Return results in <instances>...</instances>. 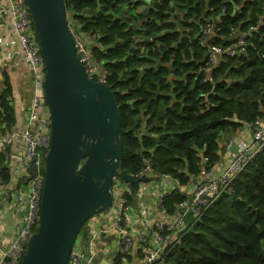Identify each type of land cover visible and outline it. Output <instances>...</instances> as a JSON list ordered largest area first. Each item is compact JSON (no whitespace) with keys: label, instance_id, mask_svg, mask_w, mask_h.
<instances>
[{"label":"trees","instance_id":"1","mask_svg":"<svg viewBox=\"0 0 264 264\" xmlns=\"http://www.w3.org/2000/svg\"><path fill=\"white\" fill-rule=\"evenodd\" d=\"M64 1L70 27L91 38L93 56L109 74L124 130V174L150 160L157 174L186 185L204 158L208 169L219 162L222 133L264 121V0H154L147 7L144 0ZM210 16L220 20L210 43L231 47L238 33L248 40L245 53L211 73L201 43ZM12 97L5 71L0 123L8 129L17 123ZM11 181L9 160L0 155V185ZM181 199L179 190L166 197L170 213ZM161 264H264V149Z\"/></svg>","mask_w":264,"mask_h":264},{"label":"built area","instance_id":"2","mask_svg":"<svg viewBox=\"0 0 264 264\" xmlns=\"http://www.w3.org/2000/svg\"><path fill=\"white\" fill-rule=\"evenodd\" d=\"M144 2L147 7L154 0ZM213 10L210 8V11ZM0 15L11 19L14 34V39L1 36L0 44L11 46L17 41L23 60L31 67L35 81L25 129L18 133L14 128H6L3 123L0 131V155L7 160L11 158L14 141L21 137V168L24 175V184L14 192L10 205V210L20 217L21 224L7 247L1 251L0 264H22L28 241L40 223L46 156L51 147V120L44 93L45 59L30 6L27 0H4L0 4ZM219 22L218 17L210 16L206 18L202 29L205 39L201 43L207 46L208 53L205 57L208 59L206 71L210 73L227 57L245 53L248 46L246 35L239 33L231 47L224 48L210 43ZM251 29L256 30L257 27ZM71 31L80 63L88 78L107 84L109 74L93 56L91 38L74 28ZM235 32L234 29L232 34ZM246 126L250 130L247 139L230 138L221 145L225 150L223 156L229 160L220 172L214 169L220 160L208 169V159L204 158L200 161L201 171L191 175L188 184L183 185L172 174H157L150 160H146L138 172L130 174L135 179L146 180L140 183L135 195L123 180H116L112 188L114 199L111 207L92 216L85 223L83 230L91 234L90 238L86 243L83 236L79 235L80 240L71 250L67 264H102L101 261L105 259L108 264H133L131 258L136 251L142 253L138 264H161L162 258L181 242L182 237L202 219L207 209L230 191L236 176L264 149V121L247 122ZM159 184H162L163 189H160ZM148 189L156 196L160 217L154 219L147 229L136 230V221L148 216L151 210L146 201ZM175 190H179L182 199L176 204L175 212L170 213L165 199ZM112 237L116 240V253L110 256L112 243L108 238ZM86 244L89 245L87 256L84 251Z\"/></svg>","mask_w":264,"mask_h":264},{"label":"water","instance_id":"3","mask_svg":"<svg viewBox=\"0 0 264 264\" xmlns=\"http://www.w3.org/2000/svg\"><path fill=\"white\" fill-rule=\"evenodd\" d=\"M27 2L45 59L51 147L40 223L22 264H67L79 235L86 243L90 238L85 223L111 207L115 181L123 180L135 195L146 180L120 173L124 130L119 106L110 86L89 79L80 63L65 1ZM108 240L112 256L116 240Z\"/></svg>","mask_w":264,"mask_h":264},{"label":"crops","instance_id":"4","mask_svg":"<svg viewBox=\"0 0 264 264\" xmlns=\"http://www.w3.org/2000/svg\"><path fill=\"white\" fill-rule=\"evenodd\" d=\"M2 2H4V0H0V4ZM1 36H5V38L8 39H14L11 19L9 17L4 18L0 15V37ZM5 71L9 74L13 87L12 99L17 118V123L14 129L18 133H21L28 124V109L30 108L31 102L33 100L35 81L33 79L31 67L23 60L17 41H14L11 46L0 44V79H2V73ZM0 131H2L1 123ZM232 133L233 131L224 132L219 138L220 162L214 168L217 172H220L229 160L226 156H223L225 150L221 148V145L224 144L228 139L232 138L230 137L231 135L234 137L243 138V136L249 134V130L244 128L241 131L234 132V134ZM22 150L23 143L21 137H17L13 146L11 147V158L9 160V167L12 172L11 184L8 186L0 185V197L3 199V203L0 208V254L1 251L7 247L11 237L21 224L20 217L10 210V205L13 200L14 192L18 190L20 186H22L21 182L23 180L22 177L24 176L23 169L21 168ZM148 187L151 188V186ZM159 187L160 189H163L162 184H159ZM148 194L149 195L146 197V201L149 204L151 210L148 216L141 217L136 221V230L147 229L154 219L160 217L156 207V196H154L153 192H151L149 189ZM141 256V252H134L131 258L132 263L138 264L139 258H141ZM105 260H102L101 262L105 264Z\"/></svg>","mask_w":264,"mask_h":264},{"label":"flooded vegetation","instance_id":"5","mask_svg":"<svg viewBox=\"0 0 264 264\" xmlns=\"http://www.w3.org/2000/svg\"><path fill=\"white\" fill-rule=\"evenodd\" d=\"M119 170H120V169H119ZM120 173H121L122 175H127V174H124L122 170H120Z\"/></svg>","mask_w":264,"mask_h":264},{"label":"rangeland","instance_id":"6","mask_svg":"<svg viewBox=\"0 0 264 264\" xmlns=\"http://www.w3.org/2000/svg\"><path fill=\"white\" fill-rule=\"evenodd\" d=\"M233 137V139L235 138L234 136H232ZM79 240H80V238H78V241H77V243L79 242Z\"/></svg>","mask_w":264,"mask_h":264}]
</instances>
